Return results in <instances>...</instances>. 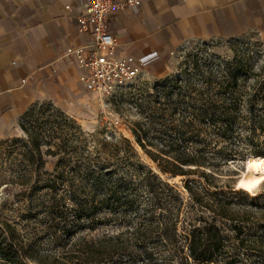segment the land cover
Here are the masks:
<instances>
[{
  "label": "rangeland",
  "instance_id": "obj_1",
  "mask_svg": "<svg viewBox=\"0 0 264 264\" xmlns=\"http://www.w3.org/2000/svg\"><path fill=\"white\" fill-rule=\"evenodd\" d=\"M172 101L177 105L176 111L167 106ZM49 120L65 127L76 142L127 138L141 163L181 194L185 204L180 224L182 233L185 226L195 222L191 209L195 204L194 194L185 188L187 184L208 203L207 208H201L204 213H198L206 220L214 215L211 209L214 193L225 194L231 200L234 225L241 227L240 233L226 231L227 246L235 251L233 264H264L263 254L249 249L264 250L259 242L264 237V182L255 195L235 187L245 158L264 152V133L252 129L264 126V38L259 34L186 43L173 53L169 64L159 70L143 69L114 93L87 92L71 110L48 98L26 111L21 132L0 141V220H5L29 244L34 257L28 260L31 264H43L45 255L50 256V261L54 257L72 261L69 243L80 235L96 238L106 232L112 235L125 231L117 226L82 230L62 248L42 232L59 208L54 203L57 194L51 189H41L40 185L62 181L69 185L68 181L85 178L81 173L76 176L65 173L58 178L54 169L57 160L45 154L46 144L40 143V153L36 149L35 143L44 140L47 134ZM189 124L205 131L199 137L191 134L189 155L194 152L190 146L204 144V154L214 166L190 170L187 176L162 173L157 163L142 148L138 149L133 134L134 129L142 133L141 126L148 130V137L156 146L152 151L158 154L157 150L168 147V139L175 135L164 136V127L178 129ZM223 127H233L234 131L226 137L222 130L218 132ZM225 153L233 156L220 163ZM157 157L163 161L166 156L159 153ZM188 264L203 263L189 260Z\"/></svg>",
  "mask_w": 264,
  "mask_h": 264
},
{
  "label": "trees",
  "instance_id": "obj_2",
  "mask_svg": "<svg viewBox=\"0 0 264 264\" xmlns=\"http://www.w3.org/2000/svg\"><path fill=\"white\" fill-rule=\"evenodd\" d=\"M167 106L174 111L177 109L173 101ZM48 122L47 134L44 140L35 143L36 149L40 153V143L46 144L45 154L57 160L54 169L58 178L65 173L74 176L81 173L85 178L68 181L69 185L65 181L40 185L41 189H51L57 194L54 203L59 208L42 232L62 248L82 230L90 232L117 226L125 231L112 235L106 232L96 238L80 235L69 243L72 261L58 257L50 261V256L45 255L43 264H188L189 260L203 264L234 263L235 251L227 246L226 231L240 233L241 227L234 225L231 200L225 194L214 193L211 208L214 215L206 220L198 213H204L201 208H207L208 203L187 184L185 188L194 194V203L198 205L191 206L195 222L185 226L182 233L180 224L185 204L181 194L141 163L127 138L102 141L91 138L76 142L74 135L68 134L61 124L55 120ZM252 129L264 133V126ZM139 130L142 133L133 130L135 140L164 174L187 176L190 170L213 165L204 154V144L195 143L190 146L194 152L188 153V139L204 134L201 127L190 124L178 129L164 127V136L175 135L173 139L168 137V147L157 150L158 154L166 156L163 161L152 151L156 146L148 137L150 132L142 126ZM221 130L229 137L234 128L223 127L218 132ZM255 155L264 156V152ZM38 156L40 158V154ZM231 156L232 153L223 154L220 163L227 162ZM259 242L264 246V237ZM259 248L249 249L261 252L264 257L263 248ZM32 254L29 244L21 240L16 230L0 220V264H31L28 260L34 259Z\"/></svg>",
  "mask_w": 264,
  "mask_h": 264
},
{
  "label": "crops",
  "instance_id": "obj_3",
  "mask_svg": "<svg viewBox=\"0 0 264 264\" xmlns=\"http://www.w3.org/2000/svg\"><path fill=\"white\" fill-rule=\"evenodd\" d=\"M78 14L74 0H0V141L21 132L20 122L33 104L49 98L60 107L65 95L71 110L87 94L80 72L65 66L76 59L65 51L85 44ZM107 30L116 38L118 54L158 53L145 70H159L166 65L163 57L186 43L251 33L264 38V0H149L126 22L111 16ZM51 76L58 82L50 83Z\"/></svg>",
  "mask_w": 264,
  "mask_h": 264
},
{
  "label": "built area",
  "instance_id": "obj_4",
  "mask_svg": "<svg viewBox=\"0 0 264 264\" xmlns=\"http://www.w3.org/2000/svg\"><path fill=\"white\" fill-rule=\"evenodd\" d=\"M144 1L149 0H74L79 13L78 31L82 33L85 44L75 51H65V56L76 54L75 61L68 60L65 66L80 72L79 79L86 92L114 93L160 58L156 52L139 58H134L128 51L118 54L116 38L107 30V22L111 16L119 15L121 23L133 19ZM172 56L173 53L163 57L166 64L170 63ZM51 66L54 71L59 69L55 63H51ZM11 67L14 68L15 65L12 64ZM46 79L50 83L58 82L55 76ZM22 90L27 91L25 87ZM62 98V107L69 110L70 100L65 95Z\"/></svg>",
  "mask_w": 264,
  "mask_h": 264
},
{
  "label": "bare ground",
  "instance_id": "obj_5",
  "mask_svg": "<svg viewBox=\"0 0 264 264\" xmlns=\"http://www.w3.org/2000/svg\"><path fill=\"white\" fill-rule=\"evenodd\" d=\"M140 150V147H138ZM141 151V150H140ZM264 156L261 155H248L244 160L243 171L238 176V179L235 183L236 189L242 190L251 195H255L260 185L264 182ZM152 165L153 162L150 160ZM250 164H258L259 167H249ZM157 171V170H156ZM254 181H259L258 184L253 183Z\"/></svg>",
  "mask_w": 264,
  "mask_h": 264
},
{
  "label": "clouds",
  "instance_id": "obj_6",
  "mask_svg": "<svg viewBox=\"0 0 264 264\" xmlns=\"http://www.w3.org/2000/svg\"><path fill=\"white\" fill-rule=\"evenodd\" d=\"M261 163H264V161H262ZM249 167H259V165L258 164H250ZM262 179H264V178H262ZM253 183L258 184L259 181H254Z\"/></svg>",
  "mask_w": 264,
  "mask_h": 264
}]
</instances>
